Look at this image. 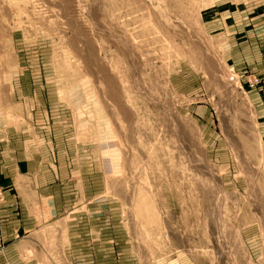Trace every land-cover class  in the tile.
Here are the masks:
<instances>
[{
  "label": "rangeland",
  "instance_id": "374dc122",
  "mask_svg": "<svg viewBox=\"0 0 264 264\" xmlns=\"http://www.w3.org/2000/svg\"><path fill=\"white\" fill-rule=\"evenodd\" d=\"M228 10L264 20V0H0V74L24 66L88 148L103 195L88 264H264V138L244 92L264 75L228 66L208 29ZM195 77L200 96L177 85ZM48 229L41 264H71Z\"/></svg>",
  "mask_w": 264,
  "mask_h": 264
},
{
  "label": "crops",
  "instance_id": "0c3cea01",
  "mask_svg": "<svg viewBox=\"0 0 264 264\" xmlns=\"http://www.w3.org/2000/svg\"><path fill=\"white\" fill-rule=\"evenodd\" d=\"M208 26L223 41L228 66L236 72L264 75L260 16L243 17L228 10L213 17ZM26 71L13 64L0 74V264H41V236L50 227L63 234L67 263L88 264L90 247H100L98 241L90 243L89 204L93 202L94 208L103 196L90 194L88 148L83 150V144L75 142L65 110L35 103L39 88ZM199 82L195 77L177 85L191 87L192 94L200 96ZM244 92L264 138V81ZM202 103L198 100L196 110L205 118L209 110Z\"/></svg>",
  "mask_w": 264,
  "mask_h": 264
},
{
  "label": "built area",
  "instance_id": "2783aa9c",
  "mask_svg": "<svg viewBox=\"0 0 264 264\" xmlns=\"http://www.w3.org/2000/svg\"><path fill=\"white\" fill-rule=\"evenodd\" d=\"M241 78H244V75H241ZM261 83H262V79L260 76H253V77H250L248 79V87L249 88H256V87L260 86ZM2 202H3V195H2V190L0 187V209H1Z\"/></svg>",
  "mask_w": 264,
  "mask_h": 264
}]
</instances>
